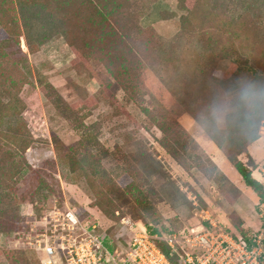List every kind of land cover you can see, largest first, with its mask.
<instances>
[{
	"label": "rangeland",
	"instance_id": "374dc122",
	"mask_svg": "<svg viewBox=\"0 0 264 264\" xmlns=\"http://www.w3.org/2000/svg\"><path fill=\"white\" fill-rule=\"evenodd\" d=\"M262 90L264 0H0V264H43L67 208L112 253L143 226L253 235L263 201L219 146L249 145Z\"/></svg>",
	"mask_w": 264,
	"mask_h": 264
},
{
	"label": "built area",
	"instance_id": "2783aa9c",
	"mask_svg": "<svg viewBox=\"0 0 264 264\" xmlns=\"http://www.w3.org/2000/svg\"><path fill=\"white\" fill-rule=\"evenodd\" d=\"M264 218V203H262ZM49 216L44 239L38 240L43 264H173L157 245L165 241L185 264H263L264 225L249 239L229 232L211 219L179 232L152 237L143 226L125 252L112 253L96 225H84L71 208ZM48 220V218H45ZM50 226V227H49Z\"/></svg>",
	"mask_w": 264,
	"mask_h": 264
},
{
	"label": "trees",
	"instance_id": "16d2710c",
	"mask_svg": "<svg viewBox=\"0 0 264 264\" xmlns=\"http://www.w3.org/2000/svg\"><path fill=\"white\" fill-rule=\"evenodd\" d=\"M239 71L240 70H238V72ZM236 76H237V78L239 77V75L237 73H236ZM254 104H255V106H254L253 110L258 108L260 110V115L258 116V118L255 122V125H256L255 135L250 139L249 145L247 147H245L244 145L241 146L242 143L233 141L232 147H235V146L241 147V149L237 155H234V152L231 148L224 150L222 146H219V150L224 154L227 162H229L231 164V166L241 175L246 186L252 188L254 190V192L258 195L260 200L263 201V203H264V185L259 180H257L256 178L253 177V170L257 169V162L252 157V155L249 151V148L254 143H256L258 140L261 139L260 130H261V128L264 127V123H263L264 122V90H262V99L256 100V102ZM248 116L249 115H246L243 117L244 122L246 121ZM161 131L167 137L166 129H161ZM85 139H89V136L87 135L84 138V140ZM160 142H161L162 147L169 150V145L166 142H164L162 139L160 140ZM28 147H29L28 145H27V147H25V151L28 149ZM244 154L248 156V163H244L239 158V156L244 155ZM174 156H176L175 153H174ZM216 169L218 171H220L218 169V167H216ZM223 176L228 180V178L226 177L225 174H223ZM229 183L232 185V183L230 181H229ZM0 184H1V182H0ZM180 230H182V229H178V230L171 229V230L167 231L166 234L167 233H173V232H179ZM229 232H231V231L229 230ZM149 234L152 237L159 236L161 238L164 235V232L162 230H159V229H154L152 231H149ZM239 234L241 236L245 237L246 239H249L252 236V234L246 235V234H243V232H239ZM100 236L105 239V237L103 235H100ZM156 243L161 248V250L165 253V255L171 260V262L173 264H185V262H183L182 259L177 254H172L171 248L168 246V244L165 241H163L161 239H156Z\"/></svg>",
	"mask_w": 264,
	"mask_h": 264
},
{
	"label": "clouds",
	"instance_id": "9594fccd",
	"mask_svg": "<svg viewBox=\"0 0 264 264\" xmlns=\"http://www.w3.org/2000/svg\"><path fill=\"white\" fill-rule=\"evenodd\" d=\"M246 94L254 96L255 91L252 88H249L246 90ZM259 115H260V110L257 108V109H254L251 112V114L248 116V118L245 121L243 131L240 134L242 138L250 139L255 134V131H256L255 122ZM224 126H225V120H224L223 115H221L220 117L214 118L213 128L216 134L218 135L222 134Z\"/></svg>",
	"mask_w": 264,
	"mask_h": 264
},
{
	"label": "crops",
	"instance_id": "0c3cea01",
	"mask_svg": "<svg viewBox=\"0 0 264 264\" xmlns=\"http://www.w3.org/2000/svg\"><path fill=\"white\" fill-rule=\"evenodd\" d=\"M262 137L263 136H261V139L260 140H258L256 143H254L250 148H252L254 145H256V144H258L261 140H262ZM249 148V149H250ZM256 158V160H257V164H261V162H260V159H258L257 157H255ZM241 192V197L243 198V192L242 191H240Z\"/></svg>",
	"mask_w": 264,
	"mask_h": 264
}]
</instances>
